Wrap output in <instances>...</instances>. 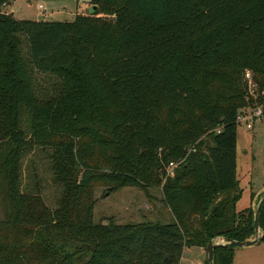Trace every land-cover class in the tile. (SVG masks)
Wrapping results in <instances>:
<instances>
[{"label": "trees", "instance_id": "16d2710c", "mask_svg": "<svg viewBox=\"0 0 264 264\" xmlns=\"http://www.w3.org/2000/svg\"><path fill=\"white\" fill-rule=\"evenodd\" d=\"M7 1L0 264H180L186 248L254 236L252 206L237 211L238 119L264 114V0H92L70 23L15 19ZM39 75L55 95L38 91ZM35 149L61 189L56 207L23 190ZM95 182L162 187L175 220L95 223ZM260 211L264 243V201ZM234 257L217 248L215 264Z\"/></svg>", "mask_w": 264, "mask_h": 264}, {"label": "rangeland", "instance_id": "374dc122", "mask_svg": "<svg viewBox=\"0 0 264 264\" xmlns=\"http://www.w3.org/2000/svg\"><path fill=\"white\" fill-rule=\"evenodd\" d=\"M6 4L3 11L18 20L70 23L78 15L94 12L92 0H9ZM108 18L113 19V17ZM252 79L254 80V74H251L250 80ZM53 83V79L39 75L38 91L52 97L55 95ZM257 86L256 83L251 82L252 88L256 89ZM252 114L247 118L252 119L251 129H247L246 122L239 123L238 127L237 172L243 189L238 208L241 210L249 206L251 187L255 193H258L256 190L262 189L257 197L252 195L254 198L251 199V206L254 210L264 195V114L255 118ZM22 182L25 192L40 194L48 206H57L61 189L53 182L50 161L42 150L35 149L24 157ZM92 189L96 199L95 223L173 222L169 207L163 200L162 187L151 188L147 193L136 186L111 191L108 187L95 182ZM243 205L246 207H242Z\"/></svg>", "mask_w": 264, "mask_h": 264}, {"label": "crops", "instance_id": "0c3cea01", "mask_svg": "<svg viewBox=\"0 0 264 264\" xmlns=\"http://www.w3.org/2000/svg\"><path fill=\"white\" fill-rule=\"evenodd\" d=\"M15 8L13 9V13L15 14ZM45 21V20H44ZM262 190V189H261ZM257 191L258 193H255L251 189L249 190V207L252 205V195H256V197L259 195L260 191ZM240 202V201H239ZM239 202L237 203V211H243L246 208H242L243 210L238 208ZM242 207H246L243 205ZM171 212V210L169 209ZM172 220L174 221L175 218L171 212ZM192 258V259H191ZM208 255L206 253V250L200 247H194V248H186L184 250L182 259L180 261V264H205L207 261ZM195 261V262H193ZM234 264H264V243H261L260 245L252 246L249 248H241V249H235V257H234Z\"/></svg>", "mask_w": 264, "mask_h": 264}, {"label": "water", "instance_id": "95a60500", "mask_svg": "<svg viewBox=\"0 0 264 264\" xmlns=\"http://www.w3.org/2000/svg\"><path fill=\"white\" fill-rule=\"evenodd\" d=\"M94 7V11H95ZM264 201V198L260 200L257 208L254 210V236L247 241H236L226 237H218L209 241L206 247V252L208 254V262L209 264H215V251L217 248H230L241 249V248H249L252 246L260 245L262 243L263 232L260 227V215H261V206Z\"/></svg>", "mask_w": 264, "mask_h": 264}, {"label": "built area", "instance_id": "2783aa9c", "mask_svg": "<svg viewBox=\"0 0 264 264\" xmlns=\"http://www.w3.org/2000/svg\"><path fill=\"white\" fill-rule=\"evenodd\" d=\"M40 8H43V7L40 6ZM250 78H251V74L248 73V74H247V79L250 80ZM251 113H253L252 116H253L254 118H255V117H259L260 115H263V111H262L261 108H255V109H253V110H251V109H245V110L241 113V115L239 116L238 121H239V123L246 122V127H247V129H251V128H252V124H251L252 119H250V120L247 119V118L249 117L248 115H250ZM246 116H247V117H246Z\"/></svg>", "mask_w": 264, "mask_h": 264}]
</instances>
